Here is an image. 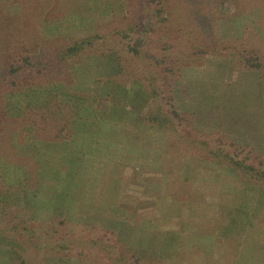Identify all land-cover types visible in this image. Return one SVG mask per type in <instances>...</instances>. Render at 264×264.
Returning <instances> with one entry per match:
<instances>
[{
	"label": "rangeland",
	"instance_id": "1",
	"mask_svg": "<svg viewBox=\"0 0 264 264\" xmlns=\"http://www.w3.org/2000/svg\"><path fill=\"white\" fill-rule=\"evenodd\" d=\"M235 2L240 10L234 8ZM103 3L113 8L114 18L136 9V0H0V69L9 53H35L40 46L53 47L62 37L78 33L86 25L80 16L92 14L94 6L104 14ZM224 6L221 9L228 11L214 13L211 34L202 35L185 25L181 30L174 28L177 34L168 43L182 68L181 78L172 83L175 107L185 118L178 127L181 137H160L145 124L146 106L140 97L104 80L112 62L85 60L76 83L84 73L90 74L92 83L84 91L85 95L89 91L87 103L98 88L108 94L105 104L111 103L112 110H102L101 123H82L86 126L75 132L73 144L61 150L58 145L50 155L44 153L50 160L41 164L40 178L26 174L21 185L18 177L14 180L9 199L21 198L20 191L25 194L26 218L36 224L47 222L53 214L61 220L66 215V220L80 225L76 233H88V237L100 228L115 229L117 242L128 246L119 257L133 259L137 249L142 251L140 264L176 262L185 250L183 245L204 248L210 264H264V199H259L263 190L242 184L190 144L208 136L234 140L264 160V83L257 72L239 63L242 56L255 52L264 56V0H232ZM206 9L211 12L209 6ZM99 16L94 19L101 25L109 22L108 16ZM215 31L222 41L211 45L208 38ZM221 45L224 50L219 49ZM201 49L204 56H194L193 65L192 52ZM124 101L127 104L122 107L115 105ZM28 136L17 132L9 136L11 146L24 144L26 154L19 159L23 164L36 159L34 149L27 153ZM234 204L242 208L238 222ZM62 210L67 213L61 215ZM225 228L242 235L233 237ZM224 233L225 237L215 240ZM80 251L87 256V250ZM85 256L75 261L97 264ZM45 259V264L60 263L49 254Z\"/></svg>",
	"mask_w": 264,
	"mask_h": 264
},
{
	"label": "trees",
	"instance_id": "2",
	"mask_svg": "<svg viewBox=\"0 0 264 264\" xmlns=\"http://www.w3.org/2000/svg\"><path fill=\"white\" fill-rule=\"evenodd\" d=\"M230 1L136 0V9L133 12H121L119 18H114L111 15L112 7L107 8L103 3L104 14L96 12L94 8L97 6H94L90 9L92 14L80 16L86 22L82 26L84 28H79L78 33L62 37L55 46H40L35 53L19 50L5 56L0 69V264H45V254L55 257L59 264H71L72 260L74 264H80L79 260L75 261L78 256H85L80 249L87 250L84 258L91 257L97 264H140V260H143L142 251L137 249L133 250L134 260L119 257L128 246L122 241L117 242V230L95 229L91 237H88V233L77 234L76 231L81 227L65 219L66 210L65 214L64 210L61 211V215H65L62 220L53 214L47 222L35 224L31 217L24 216L25 194L20 191L21 198L13 201L9 199L12 195L9 190L17 177L20 185L24 183L26 174L40 178L43 174L41 164L50 160V156L44 153L50 155L58 145L61 150L64 145L73 144L75 132L86 126L82 123H101L102 110L111 109V103L105 104L108 94L100 92L98 88L91 102L87 103L89 91L86 95L84 91L92 83L90 74L84 73L85 76L76 83L77 73L81 74L80 69L84 72L86 59L112 62V70L104 76V80L109 85L121 88V91L140 97L146 106L143 113L145 124L160 137H181L178 127L185 118L175 107L172 83L181 78L182 68L172 55V47L168 43L177 34L174 28L180 27L181 30L185 25L194 27L202 35L211 34L215 11L225 13L227 8H221ZM206 6L210 7L211 12ZM234 8L240 10L237 2ZM99 15L108 16L109 22L104 25L98 23L95 19ZM214 33L208 38L211 45L220 44L222 40L218 39L216 31ZM141 47L146 50L141 51ZM193 47L194 44L190 48ZM220 47L222 50L225 48L224 45ZM255 53L242 56L240 67L257 72L264 83V77L261 76L264 75V56ZM103 54L106 56H100ZM194 56H204V50L192 52L190 61L193 65L196 64ZM98 65L101 66V63L98 62ZM124 104L127 103L124 101L115 105L122 107ZM15 132L29 135L27 153H32L34 149V162L23 164L19 161L25 156L22 154L26 153L23 152L24 144L21 146L16 142L10 145V133L12 135ZM190 144L206 152L221 170L242 184L251 188L258 186L264 192V160L247 145L215 136L213 139L203 137ZM7 172L10 174L7 175ZM61 183H65V178H62ZM260 197L262 201L264 194ZM245 201L251 202L250 199ZM233 211L238 222L236 218L242 214V208L234 204ZM235 230L238 229L235 227ZM109 232L111 238L107 237ZM226 232L230 233L231 229H226ZM237 234L242 235L241 232ZM168 236L173 237L172 234ZM41 250L44 251L41 253ZM37 253H41V256ZM156 256L163 259L157 252ZM190 260L192 264H201L194 258Z\"/></svg>",
	"mask_w": 264,
	"mask_h": 264
},
{
	"label": "crops",
	"instance_id": "3",
	"mask_svg": "<svg viewBox=\"0 0 264 264\" xmlns=\"http://www.w3.org/2000/svg\"><path fill=\"white\" fill-rule=\"evenodd\" d=\"M234 194H235V191H234L233 195ZM202 233H208V232L205 231V232H202ZM226 235H227V233H224L222 235L216 236L215 240L217 241L218 238L225 237ZM231 235L233 237H236V238L240 237V235H234V234H231ZM183 246L185 247L184 248L185 250H182V253L178 257V260L176 262L170 261L169 262L170 264L182 263V262H183V264H192V262L190 260L191 258H194L196 261H198L201 264H210V260H209L210 257H207V256L204 255V251H205L204 248L201 247L203 249V251H202V250L199 249L200 246L196 247V245H192V247H190V245H189V248H187L186 245H183ZM193 247H196V248H193ZM182 255H183V257H182ZM182 258H184L185 260L182 261ZM156 264H159V263L156 262Z\"/></svg>",
	"mask_w": 264,
	"mask_h": 264
}]
</instances>
